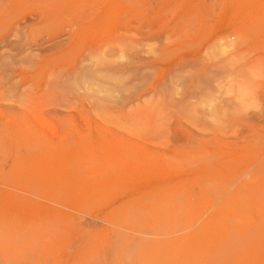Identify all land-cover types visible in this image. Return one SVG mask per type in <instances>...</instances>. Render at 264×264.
<instances>
[{
    "label": "rangeland",
    "instance_id": "obj_1",
    "mask_svg": "<svg viewBox=\"0 0 264 264\" xmlns=\"http://www.w3.org/2000/svg\"><path fill=\"white\" fill-rule=\"evenodd\" d=\"M0 264H264V0H0Z\"/></svg>",
    "mask_w": 264,
    "mask_h": 264
},
{
    "label": "bare ground",
    "instance_id": "obj_2",
    "mask_svg": "<svg viewBox=\"0 0 264 264\" xmlns=\"http://www.w3.org/2000/svg\"><path fill=\"white\" fill-rule=\"evenodd\" d=\"M241 191H243V190H241Z\"/></svg>",
    "mask_w": 264,
    "mask_h": 264
}]
</instances>
